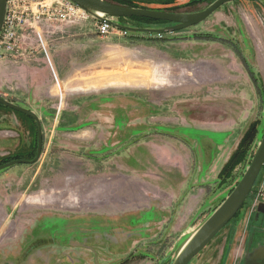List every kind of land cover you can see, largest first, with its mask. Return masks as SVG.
<instances>
[{
    "label": "rangeland",
    "instance_id": "obj_1",
    "mask_svg": "<svg viewBox=\"0 0 264 264\" xmlns=\"http://www.w3.org/2000/svg\"><path fill=\"white\" fill-rule=\"evenodd\" d=\"M126 1L193 13L215 0ZM98 21L28 28L26 49L0 59V97L35 112L43 130L39 161L0 171V264H171L264 136V0L226 4L163 35H101ZM128 66L164 84L120 82ZM252 124L246 157L222 175ZM37 141L34 120L0 106V165L34 159ZM261 216L264 167L190 264H238Z\"/></svg>",
    "mask_w": 264,
    "mask_h": 264
},
{
    "label": "water",
    "instance_id": "obj_2",
    "mask_svg": "<svg viewBox=\"0 0 264 264\" xmlns=\"http://www.w3.org/2000/svg\"><path fill=\"white\" fill-rule=\"evenodd\" d=\"M77 7L102 22H108L113 27L128 33L163 35L174 33L199 25L206 21L220 7L239 0H215L205 9L193 13L159 11L145 8L126 7L107 0H69ZM7 0H0V34L4 25ZM142 17L169 23L160 28L129 26L118 22L121 18ZM0 104L12 110L21 112L34 119L37 125L38 145L34 159H15L0 165V171L17 164H34L40 160L43 150V130L38 115L25 107L19 106L0 97ZM264 167V136L258 149L246 170L243 178L215 212L188 239L171 264H190L213 239L235 218L245 201L251 194L254 185ZM163 264V263H161Z\"/></svg>",
    "mask_w": 264,
    "mask_h": 264
},
{
    "label": "built area",
    "instance_id": "obj_3",
    "mask_svg": "<svg viewBox=\"0 0 264 264\" xmlns=\"http://www.w3.org/2000/svg\"><path fill=\"white\" fill-rule=\"evenodd\" d=\"M89 16L85 10L69 0H7L4 25L0 34V59L23 51L28 28L40 29L44 24L70 23ZM98 31L107 35L116 31L128 35L108 22L98 21ZM22 44V46H21ZM21 56L23 55L20 53Z\"/></svg>",
    "mask_w": 264,
    "mask_h": 264
},
{
    "label": "trees",
    "instance_id": "obj_4",
    "mask_svg": "<svg viewBox=\"0 0 264 264\" xmlns=\"http://www.w3.org/2000/svg\"><path fill=\"white\" fill-rule=\"evenodd\" d=\"M113 1H117L119 2V5L122 6H126V7H135V8H140L136 5H132V2L126 1L123 3V0H113ZM147 9V8H145ZM171 11V10H169ZM173 12V11H171ZM122 22H126V24H132V26H136V27H140L142 25L138 24V23H162V24H169L163 21H156V20H152V19H148V18H142V17H130V18H121L120 19ZM1 107H5L2 104H0ZM29 117V116H28ZM31 118V117H29ZM32 120H34L33 118H31ZM35 122V121H34ZM36 124V122H35ZM37 126V125H36ZM256 134V125L252 124L251 127L249 128V130L247 131V133L245 134L244 138L242 139L238 150L233 154V156L231 157L230 161L228 162V164L225 166L222 175L225 174H229L233 168L235 166H237L240 162H242L244 160V158L247 155L248 149H249V145L251 144L254 136ZM37 139H38V135H37ZM37 145H38V141H37ZM36 149V148H35ZM25 157H16L13 158L12 160L15 159H24ZM11 161V160H9ZM6 163V162H3Z\"/></svg>",
    "mask_w": 264,
    "mask_h": 264
},
{
    "label": "flooded vegetation",
    "instance_id": "obj_5",
    "mask_svg": "<svg viewBox=\"0 0 264 264\" xmlns=\"http://www.w3.org/2000/svg\"><path fill=\"white\" fill-rule=\"evenodd\" d=\"M120 23L122 22L120 21ZM243 206H245V203ZM256 221L257 223H254L251 226L250 230L247 231L246 233V236L244 238L243 250L241 252V258L238 264H264V218L263 216H261L259 219H256Z\"/></svg>",
    "mask_w": 264,
    "mask_h": 264
},
{
    "label": "bare ground",
    "instance_id": "obj_6",
    "mask_svg": "<svg viewBox=\"0 0 264 264\" xmlns=\"http://www.w3.org/2000/svg\"><path fill=\"white\" fill-rule=\"evenodd\" d=\"M134 65V64H133ZM147 69H148V67H146ZM132 69H133V67H130V66H128V67H125V69H121V72L120 73H118L119 75H116V79L118 80L119 79V81L121 82H123V83H127L128 81H130L131 83L130 84H132L133 83V85H135V83H138V84H147V82H149V81H151V82H156L157 84H164L161 80H159L157 77H155V78H152V80H150L151 79V73H150V71H145V73L144 72H142V73H134L133 71H132ZM138 69V68H137ZM144 69V68H143ZM136 71V70H135ZM144 71V70H143ZM154 77V76H153ZM105 79V78H104ZM112 79H114V78H112ZM108 80V79H107ZM106 84H108V83H106ZM69 197H70V194H68L67 195V197L65 198V199H67V202H65L64 204L65 205H67V204H70V205H74L73 204V202H71V203H68V199H69ZM71 198V197H70ZM64 206V205H63Z\"/></svg>",
    "mask_w": 264,
    "mask_h": 264
},
{
    "label": "crops",
    "instance_id": "obj_7",
    "mask_svg": "<svg viewBox=\"0 0 264 264\" xmlns=\"http://www.w3.org/2000/svg\"><path fill=\"white\" fill-rule=\"evenodd\" d=\"M177 198V197H176Z\"/></svg>",
    "mask_w": 264,
    "mask_h": 264
}]
</instances>
